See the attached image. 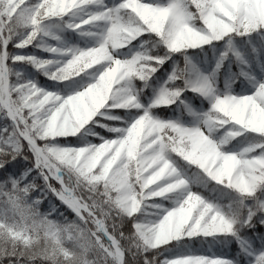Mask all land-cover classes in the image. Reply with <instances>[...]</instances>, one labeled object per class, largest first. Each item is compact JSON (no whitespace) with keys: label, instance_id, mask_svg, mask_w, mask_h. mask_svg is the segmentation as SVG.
<instances>
[{"label":"snow or ice","instance_id":"snow-or-ice-1","mask_svg":"<svg viewBox=\"0 0 264 264\" xmlns=\"http://www.w3.org/2000/svg\"><path fill=\"white\" fill-rule=\"evenodd\" d=\"M0 264H264V0H0Z\"/></svg>","mask_w":264,"mask_h":264},{"label":"trees","instance_id":"trees-1","mask_svg":"<svg viewBox=\"0 0 264 264\" xmlns=\"http://www.w3.org/2000/svg\"><path fill=\"white\" fill-rule=\"evenodd\" d=\"M197 254H200V255H207L208 253H207V252H200V253H197Z\"/></svg>","mask_w":264,"mask_h":264}]
</instances>
